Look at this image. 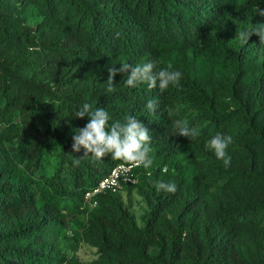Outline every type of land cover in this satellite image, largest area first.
I'll return each mask as SVG.
<instances>
[{"label": "trees", "instance_id": "trees-1", "mask_svg": "<svg viewBox=\"0 0 264 264\" xmlns=\"http://www.w3.org/2000/svg\"><path fill=\"white\" fill-rule=\"evenodd\" d=\"M258 8L264 0H0V264H264V45L238 35L264 23ZM153 60L182 72L180 86L129 88L118 73L106 91L110 66ZM84 103L140 119L154 160L91 209L84 192L124 162L72 151ZM178 119L200 136L173 135ZM217 133L233 137L228 167L205 146ZM133 189L140 225L122 197ZM79 243L95 258L81 261Z\"/></svg>", "mask_w": 264, "mask_h": 264}, {"label": "clouds", "instance_id": "clouds-1", "mask_svg": "<svg viewBox=\"0 0 264 264\" xmlns=\"http://www.w3.org/2000/svg\"><path fill=\"white\" fill-rule=\"evenodd\" d=\"M257 14L264 16V8H258ZM259 37V43L264 45V23H257L251 29L239 32L240 39L247 43L253 35ZM120 32L115 33V38L119 39ZM106 91L111 93L114 87L115 77L118 73L127 74L126 85L129 88H136L140 84H147L149 89L159 88L160 92L166 91L170 86H180L182 72L174 70L172 65L160 67L156 61H147L142 64L133 65L128 62H121L108 68ZM159 102L151 99L147 102L146 108L149 112H156ZM76 117H88V122L83 127L75 129L73 135L72 151L81 152L87 156L91 154L97 160L111 157L116 161H123L130 167H143L150 169L154 163L151 156L152 135L145 124L133 115H127L123 122L113 121L110 113L103 107H96L89 103H84ZM173 135L189 138L191 141L200 136V130L190 127L186 120H175L173 122ZM233 143V137L223 133H217L206 141L205 146L213 151L216 158L224 162L228 167L231 163V156L228 154L229 146ZM80 160L74 161V166H78ZM167 172V169H164ZM154 187L157 192L175 193L177 185L174 182L155 181Z\"/></svg>", "mask_w": 264, "mask_h": 264}, {"label": "built area", "instance_id": "built-area-1", "mask_svg": "<svg viewBox=\"0 0 264 264\" xmlns=\"http://www.w3.org/2000/svg\"><path fill=\"white\" fill-rule=\"evenodd\" d=\"M137 182L135 167L126 163L118 164L105 174L95 186L84 192L81 208H94L97 204V196L105 192H117L125 185H134Z\"/></svg>", "mask_w": 264, "mask_h": 264}, {"label": "rangeland", "instance_id": "rangeland-1", "mask_svg": "<svg viewBox=\"0 0 264 264\" xmlns=\"http://www.w3.org/2000/svg\"><path fill=\"white\" fill-rule=\"evenodd\" d=\"M25 16L27 18V21L29 23H36L39 19H40V15L38 14V12L32 8V7H28L27 10L25 11ZM52 151V150H50ZM50 154H53L50 152ZM52 161L53 158L50 156L49 158V167L52 166ZM48 167V168H49ZM122 197L125 200V202L128 203L130 211L132 212V214L134 215V218L136 220L137 224H141V215L143 214L146 205L145 202L143 200V198L137 193V191L135 189L132 190V192L127 195L125 192H122ZM69 235V233H68ZM69 240H62L61 241V246L64 249V252L66 253L67 256H70L74 250L72 248H70V244H69ZM94 251L95 249L93 247H91L88 244L85 243H79L77 245V249L75 251V255L78 256V258L81 261H90L92 259H94Z\"/></svg>", "mask_w": 264, "mask_h": 264}]
</instances>
